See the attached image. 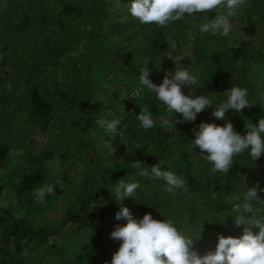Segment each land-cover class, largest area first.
Returning <instances> with one entry per match:
<instances>
[{"label":"trees","instance_id":"16d2710c","mask_svg":"<svg viewBox=\"0 0 264 264\" xmlns=\"http://www.w3.org/2000/svg\"><path fill=\"white\" fill-rule=\"evenodd\" d=\"M67 1L62 6V14L73 15L76 12V0ZM98 1L108 3V7L97 13L95 19L101 16L107 19L108 8L118 9L119 0ZM258 1L264 0H246L235 18H230V23L237 28L231 29L228 36L219 33H210L208 36L201 33L199 27L206 20L203 14H186L184 19L170 22L167 27L141 24L128 17L129 23L120 30L124 38L121 43L126 45L123 47L120 43L118 49L104 59L100 54L94 53L89 56L84 70L76 65L73 73L66 75L65 89L60 88L57 80L44 76L39 64L34 69L21 66L23 57L20 55L21 59H17L16 54L19 55L22 49L30 45L24 40L11 39L16 28L0 12L1 51L6 54L0 56V105L4 114L0 119V172L7 165L11 147L9 137L4 134L6 131L14 134L19 125L51 127L55 138V143L43 150L41 155L29 153L28 160L33 165L29 172L24 170L22 175L17 171L11 172L8 174L10 178L6 180L0 176V264H12L14 258L4 248L11 242L16 247L15 254L19 255L23 248L34 252L44 248L50 237L53 234L60 235L62 229H75L76 232L85 230L90 235H97L98 240L99 233L110 226L114 229V225L123 226L125 223L122 219L118 220L119 223L110 219L118 204L116 184L121 179L139 183L134 197H128L127 203L140 202L137 207L144 214L150 213L154 219H172L178 230L196 239L194 248L200 255L215 250L218 235L234 238L243 235V226H235L234 214L227 201H234L237 196L242 197L248 188L256 185L259 189H264V154L255 161L247 152L234 157L231 175H226L214 172L213 164L203 158L199 148L196 149L191 141L195 139L193 128L198 130L201 122L220 126L230 122L235 131L245 135L246 123L258 125L259 119L264 118V67L260 65L262 54L243 41L256 34L260 23L264 24V12ZM23 7L26 11L24 3ZM217 11L218 9L209 12L208 16ZM28 26L26 11L25 28L21 32L23 36ZM169 38L178 47L173 56L183 57L181 66L189 67L200 62L203 64V77L197 79L198 88L194 95L205 94L213 106H216L226 100L224 92L235 85L247 88V99L252 105L240 112L229 110L226 120L213 117V108L210 107L198 114L195 122L178 123L176 128L161 127L160 116L169 115L174 118L176 114H169L166 106L141 85L140 70L145 66L134 64L137 70L133 72L126 63H130L135 55L145 59L149 62L146 65L150 72L148 78L159 85L168 72L159 60L168 51ZM5 65L13 69V72L3 69ZM172 70L174 69L170 71ZM105 84L109 86L106 87ZM137 89L142 91L141 97L136 100L122 96L123 91L128 97ZM183 91L188 94V87ZM105 93H109L111 98L108 103L102 101ZM145 106L149 107L156 121V126L148 130L141 127L136 118ZM177 118L181 119L179 116ZM97 119H119L121 124L114 134L98 126ZM16 135L19 137L20 131ZM78 136L86 140L80 139L78 143ZM138 146L141 147L137 149ZM54 156H57L61 166L73 161L82 163L87 170L82 178L70 183L71 198L62 210L59 228L55 231L39 218L37 211L43 201L47 208L51 202H56L60 197V189L54 186L55 195L49 199L44 198L43 201L37 200L33 194V190L40 188L45 181V163ZM135 160L143 161L144 167L163 160L162 168L182 176L186 181V191L177 190L175 195L164 191L170 200L165 215L160 214L163 201L150 188L155 179L139 176L138 170L132 168ZM14 175L18 179L16 182L13 181L14 178L11 179ZM239 176L245 179L246 185L236 183ZM223 178L232 180L235 193L230 198L221 194L212 197L210 191L213 183L219 189ZM155 181V186H165L164 181ZM6 189L15 193L18 202L24 203L26 209L22 215L17 216L14 206H2V195ZM258 196L259 201L252 202L253 215L260 216L264 222V191H258ZM252 231L257 234L259 228L253 227ZM63 234L66 232L62 231L61 235Z\"/></svg>","mask_w":264,"mask_h":264},{"label":"clouds","instance_id":"9594fccd","mask_svg":"<svg viewBox=\"0 0 264 264\" xmlns=\"http://www.w3.org/2000/svg\"><path fill=\"white\" fill-rule=\"evenodd\" d=\"M246 3V0H131L127 11L131 17L141 24H156L167 27L170 22L180 21L185 15L205 14L206 22L201 24V33L211 32L228 36L231 31L230 18L237 15ZM217 9L218 12L211 20L207 19L208 13ZM171 59L175 69L168 71L159 85L153 83L148 77L149 70L145 66L140 70L139 80L156 98L167 108L169 114L175 113L174 118L162 115L159 118L161 127L176 128L178 123L195 122L197 115L208 108H213L211 115L217 120H226L229 110L240 112L252 104L248 101L247 88L231 86L224 92L226 100L213 106L212 101L205 94L194 95L198 88L197 77L188 69L181 66L183 57L165 55ZM188 87V94L183 89ZM11 88V85H9ZM142 89L131 93L136 99ZM136 115V114H135ZM181 117L178 119L177 117ZM136 118L145 130L156 126L149 107L141 108ZM96 123L101 128L111 133H116L121 124L119 119L111 121L97 119ZM195 139L191 144L197 149L204 159L213 164L214 172L228 174L234 163V157L245 152L253 161L264 154V118L259 119L258 125L246 123V134L241 135L235 131L230 122L223 126L215 123L201 122L198 130L193 128ZM141 146H138L139 149ZM19 154V153H17ZM144 162L135 160L132 168L138 170V175L165 182L164 191L175 195L177 190L186 191V181L182 176L168 171L161 166L163 160L155 165L144 167ZM139 187L138 182H126L121 179L116 184V199L122 201L125 197H134ZM259 186L248 188L243 196L235 200L229 199L234 214L236 227L243 226V235L240 238L218 235V243L214 251L204 255L198 254L194 248L195 240L178 230L172 219H154L150 213H145L137 221L130 210L121 206L115 214L117 220H125L123 226L117 225L110 233V238L120 241L119 249L112 255L110 264H264V222L260 216L253 215V201H259ZM34 196L42 201L46 194H55L51 184L33 190ZM251 213L252 215H246ZM253 227L259 228L254 234ZM107 264V262H106Z\"/></svg>","mask_w":264,"mask_h":264},{"label":"rangeland","instance_id":"374dc122","mask_svg":"<svg viewBox=\"0 0 264 264\" xmlns=\"http://www.w3.org/2000/svg\"><path fill=\"white\" fill-rule=\"evenodd\" d=\"M23 3L27 8L29 22L24 36L21 34L25 28L26 11L24 10ZM67 3V0H0L1 14L14 25L16 31L20 32L14 31L13 38L11 39L24 40V42L30 45L22 49L19 55L16 54L17 59L22 56V59L25 61L21 62V66L34 69L36 64H39L43 72L42 74L48 76V78L51 77V79L57 80L59 85H61L60 88L64 87V89L67 83L66 75L69 73L72 74L76 69V65H80L82 67L81 70H84L86 63L89 61V56L98 53L104 59L118 49V46H120L121 41L124 39L121 36L120 30L129 23V18L131 17L127 11V6L131 3V0H119L117 4L118 9L111 10V8H108L109 10L106 12L109 13V17L107 19L103 16L95 19L100 12H103L102 10L104 8L106 9L108 7V3L106 2L98 0H76L74 4L76 12L73 15H63L62 6ZM257 3L261 5V11L264 12V1H258ZM222 11L223 9H218L216 13L208 16L207 19H213L218 12ZM202 16H205V14ZM205 22L206 20H203L202 24ZM231 25L233 26L231 29L237 28L235 24ZM210 33L206 32L204 35L209 36ZM243 41L248 43L251 49L260 50L262 54L260 65L264 67V24L260 23L256 34L243 39ZM168 42L169 46L166 54L171 53L173 56L178 47L171 38L168 39ZM121 44L123 47L126 45L124 43ZM2 45L0 43V56H5L6 54H2L1 51ZM219 47L221 48V46ZM165 55L159 60L160 64H163L167 71L175 69L173 61L165 57ZM133 57L132 61L134 63L131 64L132 61L126 63V66L131 68L133 72L137 70L134 64L146 66L149 63L137 55ZM185 68H188L197 79L203 77L204 69L202 62L197 65L192 64ZM3 69L13 72V69L8 65H5ZM98 80L99 78L96 79V81ZM108 86L109 84L106 85V87ZM122 96L126 99L134 100L131 97V93L126 97L123 91ZM140 97L141 95L137 98ZM110 99L109 93L102 95L103 102L108 103ZM3 116V110H1L0 105V119ZM18 131H20L19 137L16 135ZM4 134L11 141L7 165L0 172V176L5 178L4 180L8 177L10 178L8 174L11 172L17 171L20 175L24 173V170L29 172L33 166L28 160L29 153L32 152L34 155H41L43 150L52 145V143H55V138L53 137L54 131L51 127L19 125L14 134H10L8 131ZM80 139L81 141L86 140V138L78 136V143H80ZM43 169L45 181L41 186L45 187L51 184L58 187L60 189V197L56 202H51L47 208L44 206V198L49 199V197L51 198L55 194H46L42 200L43 205H40L37 215L42 221L48 223V228L55 231L59 228L62 210L65 208L66 202L71 198L70 183L82 178L87 170L82 163H74L73 161L61 166L57 156L47 161ZM228 174L231 175V172L229 171ZM12 178H14L13 181L15 182L18 180L15 175L13 177L11 176ZM206 179L211 180V178ZM244 181L245 179L240 177L236 183H244ZM222 182V187L219 189L214 186L216 183H213L210 191L212 197L221 194L222 196L230 198L235 193V188L232 186V180L230 178H223ZM154 184H157L155 180L152 181L150 188L153 192H157V198L163 201L161 203V208L163 209H160V214L165 215L164 213H166V209L170 204L169 196L163 190L165 186H155ZM127 198L125 197L122 201H118L116 209H113L114 212L110 216V219L112 221L115 220V223H119L115 218V214L120 211L121 206L127 207L133 218L137 221L144 215L137 207L140 202L138 204L136 202L127 203ZM2 199V206L16 207L17 216L22 215L26 209L24 203L22 204L21 201L18 202L15 193L8 189L3 193ZM182 209L184 210V208ZM159 218L162 220V217ZM121 221L126 224L125 220L122 219ZM116 226L114 225V227ZM74 230L66 231L62 229L60 232L61 234L62 231L66 232L65 235L53 234L47 241L48 244L44 248L37 250V252L31 251L29 248H23L21 254L17 255L15 254L16 247L12 242L5 247L3 246V242L1 245L12 254L13 257H11L14 258L12 264H106V262L110 264L112 255L119 249L121 243L110 238V233L115 230L112 226L104 232H100V239L98 240L96 239L97 235H90L85 230L80 232Z\"/></svg>","mask_w":264,"mask_h":264}]
</instances>
